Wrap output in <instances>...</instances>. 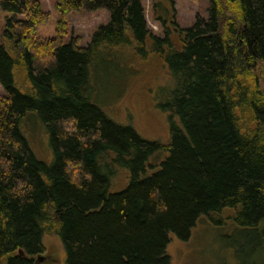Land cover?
I'll return each mask as SVG.
<instances>
[{
    "label": "trees",
    "instance_id": "16d2710c",
    "mask_svg": "<svg viewBox=\"0 0 264 264\" xmlns=\"http://www.w3.org/2000/svg\"><path fill=\"white\" fill-rule=\"evenodd\" d=\"M0 8L9 14L0 40V264H54L41 257L50 232L64 264H169L171 236L186 241L200 217L225 208L236 211L244 245L255 243L260 258L248 264H264V0H208L206 18L176 30L175 41L167 30L150 34L140 0H55V33L43 40L37 0ZM82 8L109 20L85 46L64 42L67 16ZM147 41L173 82L159 104L167 144L115 122L90 88L112 48ZM34 120L49 163L29 142ZM117 168L129 181L113 192Z\"/></svg>",
    "mask_w": 264,
    "mask_h": 264
},
{
    "label": "rangeland",
    "instance_id": "374dc122",
    "mask_svg": "<svg viewBox=\"0 0 264 264\" xmlns=\"http://www.w3.org/2000/svg\"><path fill=\"white\" fill-rule=\"evenodd\" d=\"M37 1L47 14L46 20L37 27V37L43 40L54 35L59 17L54 9L55 0ZM140 1L146 28L158 39H162L167 30L175 41L176 30L190 27L197 16H207L208 0ZM8 16L0 8V40ZM108 20L109 14L104 9L88 11L82 8L72 12L67 16L68 30L63 40L67 42L76 37L79 45L85 46L97 28ZM111 51L115 59L110 63L97 62L90 80L99 106L115 122L132 126L144 139L167 144L168 119L159 104L165 99L162 90L169 91L173 82L162 58L153 52L149 41L138 50L131 44ZM31 125L34 130L28 135L29 142L37 157L49 163L51 155L40 124L34 120ZM128 181V170L117 168L111 178V191L123 190ZM235 213L234 209L225 208L212 214L210 219L200 217L186 241L172 235L166 248L169 264H248L254 258L258 260L259 253L253 250L255 243L248 239L244 245L245 240L238 233L241 228L233 220ZM42 245L41 257L45 263L64 264V249L54 232L44 234Z\"/></svg>",
    "mask_w": 264,
    "mask_h": 264
},
{
    "label": "water",
    "instance_id": "95a60500",
    "mask_svg": "<svg viewBox=\"0 0 264 264\" xmlns=\"http://www.w3.org/2000/svg\"><path fill=\"white\" fill-rule=\"evenodd\" d=\"M38 261H39V262H41V261H42V258H41V257H39V258H38Z\"/></svg>",
    "mask_w": 264,
    "mask_h": 264
}]
</instances>
